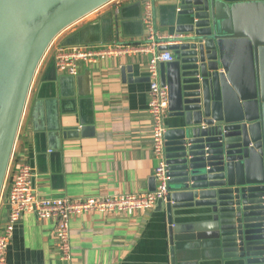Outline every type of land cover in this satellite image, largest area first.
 I'll use <instances>...</instances> for the list:
<instances>
[{
    "label": "water",
    "instance_id": "95a60500",
    "mask_svg": "<svg viewBox=\"0 0 264 264\" xmlns=\"http://www.w3.org/2000/svg\"><path fill=\"white\" fill-rule=\"evenodd\" d=\"M110 1L0 0V80L6 83L0 193L47 49L70 24ZM166 1L170 24L185 34L180 43L160 47L175 54L160 64L170 116L178 119L165 132L171 264H177V242L189 239L207 240L222 261L264 264V0ZM113 19L118 32L117 13L112 27ZM184 209L199 210L202 223H178Z\"/></svg>",
    "mask_w": 264,
    "mask_h": 264
},
{
    "label": "crops",
    "instance_id": "0c3cea01",
    "mask_svg": "<svg viewBox=\"0 0 264 264\" xmlns=\"http://www.w3.org/2000/svg\"><path fill=\"white\" fill-rule=\"evenodd\" d=\"M145 1L107 2L70 24L54 41L142 43L146 39L142 26ZM150 1L157 29L177 35L170 24L173 11L165 8L167 1ZM116 13L118 32L114 19L110 26ZM150 58L151 53H137L82 62L77 75L57 72L52 54L42 59L31 81L4 175L0 230L9 209L4 200L12 178L10 169L19 161L36 169V191L42 197L152 191L159 160L152 146L148 110ZM177 123L169 113L166 128ZM198 212L181 210L183 216L177 222L199 226L203 217ZM70 227L73 255L64 260L58 252L55 221L26 213L7 251V264H171L166 199L132 215L79 214L70 220ZM176 260L177 264H235L222 261L207 240L198 239L177 242Z\"/></svg>",
    "mask_w": 264,
    "mask_h": 264
},
{
    "label": "built area",
    "instance_id": "2783aa9c",
    "mask_svg": "<svg viewBox=\"0 0 264 264\" xmlns=\"http://www.w3.org/2000/svg\"><path fill=\"white\" fill-rule=\"evenodd\" d=\"M142 21L146 32V39L142 43L113 42L68 46L57 44L52 51V56L57 72L77 75L82 62L90 63L118 55L151 53L147 65L149 77L148 110L151 115L152 146L156 158L159 160L154 174L156 188L141 193L85 197H42L36 191V169L28 162H16L10 169L12 178L4 200L9 209L7 220L0 230V264H7V251L16 227L26 213L32 212L40 219H53L55 221L59 256L61 259L70 260L73 255L70 220L74 216L89 212H115L132 215L135 211L153 208L158 200L165 199L168 194L170 177L167 174L165 157V132L167 130L166 120L170 113L169 90L167 85L162 84L160 64L173 61L175 54L170 49L161 50L160 47L180 43L185 34H162L157 29L154 4L150 0L144 2Z\"/></svg>",
    "mask_w": 264,
    "mask_h": 264
},
{
    "label": "rangeland",
    "instance_id": "374dc122",
    "mask_svg": "<svg viewBox=\"0 0 264 264\" xmlns=\"http://www.w3.org/2000/svg\"><path fill=\"white\" fill-rule=\"evenodd\" d=\"M58 37H60V36H58ZM58 37H56V38H58ZM54 40H55V39H54ZM54 40H53V42H52L51 47H50L49 49H47L48 51H46V53H45L43 59H45L46 57L49 58L50 55L52 54V51H53L54 47L58 44V41H54Z\"/></svg>",
    "mask_w": 264,
    "mask_h": 264
},
{
    "label": "trees",
    "instance_id": "16d2710c",
    "mask_svg": "<svg viewBox=\"0 0 264 264\" xmlns=\"http://www.w3.org/2000/svg\"><path fill=\"white\" fill-rule=\"evenodd\" d=\"M5 81L0 80V90L5 88Z\"/></svg>",
    "mask_w": 264,
    "mask_h": 264
}]
</instances>
